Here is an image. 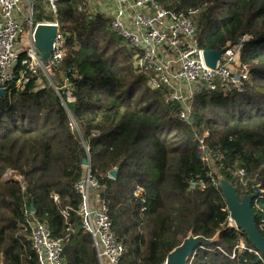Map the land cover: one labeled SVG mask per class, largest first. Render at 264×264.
Listing matches in <instances>:
<instances>
[{
  "label": "trees",
  "instance_id": "16d2710c",
  "mask_svg": "<svg viewBox=\"0 0 264 264\" xmlns=\"http://www.w3.org/2000/svg\"><path fill=\"white\" fill-rule=\"evenodd\" d=\"M79 1L56 3L67 46L61 66L49 75L52 84L38 89L36 76L24 88L15 82L0 96V264H39L26 230L27 211L46 223L53 237L70 235L69 264H98L76 212L80 196L74 185L84 173V159L104 186L113 232L125 247L121 264H164L191 234L217 241L200 245L187 264H264V254L247 236L228 227L219 185L227 179L240 198L255 187L264 190V0H160L184 14L211 5L197 23L205 50L246 40L241 61L251 72L242 91L201 90L188 123L176 117V105L165 103L162 90L149 87L130 53L117 48L108 20L82 12ZM52 15L35 6V22L51 21ZM102 38L117 61L102 50ZM20 69L25 70L19 65L16 74ZM241 169L245 185L232 174ZM8 170L23 177L24 188L4 179ZM138 187L143 199L134 196ZM262 196V211H255L258 228ZM259 230L264 235V228ZM240 240L260 257L238 252Z\"/></svg>",
  "mask_w": 264,
  "mask_h": 264
},
{
  "label": "built area",
  "instance_id": "2783aa9c",
  "mask_svg": "<svg viewBox=\"0 0 264 264\" xmlns=\"http://www.w3.org/2000/svg\"><path fill=\"white\" fill-rule=\"evenodd\" d=\"M47 1L53 7L55 19L35 22L36 0H0V89L7 91L15 82L17 87L24 88L41 72L49 77L55 68L61 66L66 55L67 34L58 18L56 3L59 0ZM81 9L90 11L89 15H92L91 10H95V16L108 20L111 31L131 50L134 66L148 77L149 87L163 91L165 103L176 105V117L182 122L188 123L192 119L196 93L201 90L242 91L250 77V66L241 61L245 37L235 45L221 49L215 68L207 65L206 50L201 47L197 34L198 14L202 8L184 14L163 7L160 0H83ZM39 24H49L58 29L52 55L47 62H43L36 48L34 33ZM19 65L25 68L19 70L20 75L16 74ZM63 87L68 90V100L74 102L68 81H64ZM84 168L82 177L74 185L80 196L76 212L82 229L92 238L99 264H121L125 247L113 232L104 186L92 175L90 165ZM232 174L243 185L246 184L244 170ZM4 179L18 181L23 188L25 186L23 177L12 170L5 173ZM201 187H204L202 183ZM260 190V195L253 202L254 211H262L260 199L264 190ZM144 194L141 187L134 190V196L139 199H143ZM52 198L60 202L57 194ZM26 215V230L39 264H69L64 254L70 235L55 238L50 227L34 212L27 211ZM63 215L67 218L68 211H63ZM259 225V229L264 228V219ZM228 227L239 230L230 216ZM236 249L240 253L248 251L260 257V253L247 248L243 240Z\"/></svg>",
  "mask_w": 264,
  "mask_h": 264
},
{
  "label": "water",
  "instance_id": "95a60500",
  "mask_svg": "<svg viewBox=\"0 0 264 264\" xmlns=\"http://www.w3.org/2000/svg\"><path fill=\"white\" fill-rule=\"evenodd\" d=\"M57 27L49 24H39L35 29L34 38L36 48L43 62L52 55V47L57 34ZM222 50H206L205 60L208 66L215 68L217 61L220 59ZM4 89H0V96L5 94ZM193 119H191V122ZM84 166H89L88 159L83 160ZM118 171L115 169L111 172V176L115 179ZM220 189L224 195L228 212L231 220L235 223L237 229L242 231L261 253L264 254V235L257 225V214L253 209V200L260 195V188L255 187L251 194L238 196V188L230 183L227 179L219 180ZM216 237L207 239L202 236L195 237L189 235L183 243L175 248L166 258V264H187L189 258L194 254L200 245H214Z\"/></svg>",
  "mask_w": 264,
  "mask_h": 264
},
{
  "label": "rangeland",
  "instance_id": "374dc122",
  "mask_svg": "<svg viewBox=\"0 0 264 264\" xmlns=\"http://www.w3.org/2000/svg\"><path fill=\"white\" fill-rule=\"evenodd\" d=\"M81 1L83 2V0H80L79 1V3H81ZM36 6L37 7H39V10H40V12H42L43 14H53L52 16H53V19H55V16H54V13L52 12V10H53V7L49 4V2L47 1V0H36ZM81 5H82V3H81ZM203 6H205L204 8H203ZM203 6H201V11L199 12V14L198 15H200L201 14V12L204 10V9H206V10H208L210 7H211V5L210 4H207V5H203ZM80 8V7H79ZM81 11V10H80ZM82 12H86V14L87 15H89L90 14V11H82ZM91 12H92V17H95L96 19H97V15L95 16L94 14H95V10H91ZM85 14V15H86ZM58 16H59V14H58ZM99 16V15H98ZM101 17V16H100ZM102 18V17H101ZM105 18V17H104ZM106 19V18H105ZM109 31V30H108ZM110 32V34L112 35V36H110V38H112L113 40H114V42L117 44V48H119V46H121V47H124L125 49H126V51L127 52H129L130 53V55L133 57V55H132V52H131V50L129 49V47L126 45V43L124 42V41H122V40H120L117 36H114L113 35V33L111 32V31H109ZM103 40H102V42H101V47H102V50L104 51H106V52H108L109 53V57L111 58V57H113V59L114 60H118L116 57H114V52H115V49H113L112 47H107V43H106V40H104V38H102ZM131 61H132V59H131ZM45 75L41 72L40 73V75H39V78H38V83H36V87L38 88V89H42V88H44L45 87V85H50V84H52V82L51 81H49V78H50V76L48 77L47 76V78H45L44 77ZM52 76V75H51ZM65 90H67V89H65ZM68 91V90H67ZM29 116V115H28ZM28 119H29V117H28ZM27 121H29V120H27ZM206 136H208V132L205 134ZM212 164H214V163H212ZM212 166H214V165H212ZM215 171H218L216 168L214 169V172ZM21 228H22V226H20ZM28 238H29V236H28Z\"/></svg>",
  "mask_w": 264,
  "mask_h": 264
},
{
  "label": "crops",
  "instance_id": "0c3cea01",
  "mask_svg": "<svg viewBox=\"0 0 264 264\" xmlns=\"http://www.w3.org/2000/svg\"><path fill=\"white\" fill-rule=\"evenodd\" d=\"M54 20V19H53ZM39 81V80H38ZM38 81L36 82V83H38ZM66 81V80H65ZM111 176V175H110ZM112 177V176H111ZM113 178V177H112ZM79 217V216H78ZM80 218V217H79ZM80 222H81V219H80ZM70 233L72 234V235H76L77 234V232L75 231V230H71L70 231ZM91 237V236H90ZM92 239V238H91ZM93 242V241H92ZM95 249V248H94ZM64 256H65V254H64ZM66 259V258H65ZM3 260V259H2ZM1 264H3V263H1ZM98 264H99V261H98Z\"/></svg>",
  "mask_w": 264,
  "mask_h": 264
}]
</instances>
